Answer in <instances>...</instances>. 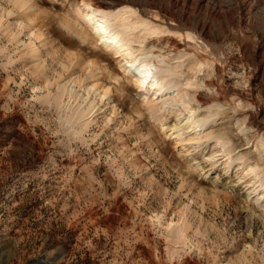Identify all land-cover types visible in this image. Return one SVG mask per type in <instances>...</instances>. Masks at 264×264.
Here are the masks:
<instances>
[{"label":"rangeland","instance_id":"1","mask_svg":"<svg viewBox=\"0 0 264 264\" xmlns=\"http://www.w3.org/2000/svg\"><path fill=\"white\" fill-rule=\"evenodd\" d=\"M32 1L38 12L26 18L4 14L0 0V264H264V207L253 199L258 182L248 172L254 166L264 173L259 136L248 127L255 119L264 125V0H208L202 7L180 1L177 19L203 34L214 54L170 32L145 42L159 64H182V78L191 72L180 55L211 60L198 73L200 88L188 90L207 93L200 102L224 112L211 129L229 140L232 156H243L230 165L212 140L175 145L145 111L141 89L122 74L119 64L128 59L97 54L80 39L73 9L97 0ZM145 18L131 20L134 34L166 29L159 18ZM40 67L77 91L78 101L96 73L112 86V102L95 99L92 121L73 134L68 109L51 105L40 88L33 72ZM50 90L57 92L55 83ZM76 99L63 97L70 107ZM190 107L204 112V105ZM159 113L166 125L181 124L176 112Z\"/></svg>","mask_w":264,"mask_h":264},{"label":"bare ground","instance_id":"2","mask_svg":"<svg viewBox=\"0 0 264 264\" xmlns=\"http://www.w3.org/2000/svg\"><path fill=\"white\" fill-rule=\"evenodd\" d=\"M180 1L184 3L194 2L193 0H168L170 3L168 10L162 9L156 0H97L93 3L94 6L86 2H81L80 5L74 7L72 12L76 17L74 29L76 27L78 28L76 33H78L80 39L88 40L93 47L98 49L96 51L97 54H113L116 57L128 59L127 66L119 64L121 72L125 78L130 79L143 92L140 100L141 104L145 106V111L147 110L154 120L158 122L161 133L165 134L170 131L169 137L175 142V145L183 147L190 143L200 144V142L212 140L216 144L215 148L218 147V151L219 149L223 150V155L228 156L225 163L230 165L235 160H242L243 156H232L233 149L229 146V140L223 134H214V131L211 129L214 117L218 120L224 112L220 107L202 104L197 97L200 94L198 95L195 93L196 91L188 90L191 87H194V89L195 87L196 89L200 88V84L197 82L198 73L203 70V66L212 65L211 60L206 55L214 54L215 47L208 44L203 34L193 32L192 28H187L184 24L185 18L183 16L177 19L175 11L178 9L184 11L183 4ZM240 1L244 2L245 0ZM248 1L255 5L260 2V0ZM207 2L208 0H197L194 4L202 7ZM2 10L8 16L23 15L26 18H31L37 14L38 6L32 0H4ZM148 15L159 18L166 26V29L156 25L134 34L129 26L131 20L135 18L142 19ZM18 24L20 26L22 22H18ZM180 31L184 32L180 33ZM161 32H170L172 34H178L180 37L183 36V40L186 38L187 40L193 41V46L197 51L206 54L205 56L202 54L196 56L193 53L189 56L190 54L187 51L179 56V58L188 56L187 59L190 64L187 72H191L190 76L182 78L185 72L180 69L182 64L163 66L152 59L153 55H150L149 51H144L146 40L152 35H157ZM35 34L33 32V35ZM122 37H124L123 41H121ZM133 43H136L137 46H133ZM30 46L31 50L28 51V54L31 57L37 56L38 50L35 48V44L31 43ZM135 65L137 67L131 70V67ZM94 67L95 70L98 69V66ZM41 70V67L40 69L36 68L33 70L37 74L36 77L42 79L44 83L40 88L47 91L44 96L51 105H54L56 108L68 109V112L64 114L65 122L69 124L68 127L71 128L73 134L79 133L81 135L82 129L92 121L89 118L95 106V99L99 101L104 100L107 104L112 102V86L102 85L103 83L98 78L100 75L96 73L93 74L92 72L94 81L84 86L87 92L86 98L78 101L76 99L79 97L77 91L72 90V87L68 88L65 83L61 84L58 81H51L47 75L41 74ZM95 70L93 69L94 72ZM210 70H212V67ZM52 83H55L56 93H52L50 90ZM204 87L208 86L204 85ZM90 94H93V99L90 98L87 100ZM206 94L203 93L200 96ZM65 96L69 99L75 97L77 100L75 105L72 107L67 106L63 101V97ZM192 102H195L199 107L204 105V112L201 116L196 113L194 108L190 107V103ZM83 103L84 105L82 106ZM239 106L240 101L232 108L234 112ZM160 111L176 112V115L179 117L178 121L181 124L178 127L166 125L159 117ZM184 111L188 113L187 116H184ZM244 119L242 118L239 124H244ZM248 127L254 129L259 136L256 144H259L260 151L257 150L260 154L264 151V125L255 119L248 122ZM209 158L213 159L214 156H210ZM248 172L250 174L253 173V179L256 178L257 180H255L258 182L251 192L253 193V199L255 203L264 207V173H262L263 175H259L262 171L260 169L257 171L254 166L250 167ZM182 231V228H178V234L180 236L182 235Z\"/></svg>","mask_w":264,"mask_h":264}]
</instances>
